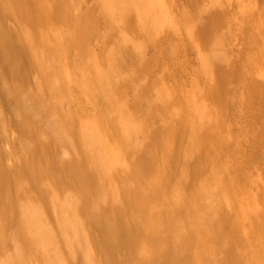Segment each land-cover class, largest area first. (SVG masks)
I'll return each instance as SVG.
<instances>
[{
  "label": "bare ground",
  "instance_id": "obj_1",
  "mask_svg": "<svg viewBox=\"0 0 264 264\" xmlns=\"http://www.w3.org/2000/svg\"><path fill=\"white\" fill-rule=\"evenodd\" d=\"M67 2L0 0V97L19 114L16 129L25 156L20 193L34 198L8 208L2 193L10 179L0 162V264H264L257 244L249 241L260 218L232 204L226 186L214 182L215 193L203 185L171 191L169 174L153 173L158 133L131 141L135 128L114 111L124 88L115 50L104 62L88 55L97 19L70 15ZM160 3L100 0V14L126 26L136 17L149 29ZM209 26H201L199 35ZM72 53L84 59L78 68L70 65ZM74 86L93 107L89 123L79 129L65 109ZM216 89H210L214 97ZM170 124L180 135L177 119ZM138 127L146 131L148 125L142 119ZM195 130L188 143L195 156L183 164V180L203 149L205 128ZM54 146L68 156L55 157ZM141 179L147 188L139 186Z\"/></svg>",
  "mask_w": 264,
  "mask_h": 264
},
{
  "label": "rangeland",
  "instance_id": "obj_2",
  "mask_svg": "<svg viewBox=\"0 0 264 264\" xmlns=\"http://www.w3.org/2000/svg\"><path fill=\"white\" fill-rule=\"evenodd\" d=\"M67 1L70 15L97 19L95 35L86 45L88 55L104 62L115 50L124 88L115 97L114 111L126 115L135 128L131 141L140 143L150 132L158 133L153 173H168L171 191L192 192L203 185L215 193L214 182L226 186L232 204L247 206L259 216L260 225L249 241L264 256V0H160L147 22L149 29L136 17L130 26L102 19L100 0ZM208 22L207 34L200 36V27ZM57 27L66 29L63 23ZM83 62L71 54V66L78 68ZM212 86L217 88L215 97ZM67 101L65 109L74 114L76 129L89 123L93 107L80 87L74 86ZM172 118L182 127L180 135L171 129ZM142 119L146 131L138 127ZM18 120V112L0 97V162L10 179L2 197L9 198V209L34 202L20 193L25 156ZM192 123L205 128L203 149L197 166L183 180V164L195 153L189 140L197 125ZM51 153L59 159L68 156L60 146ZM140 181L139 186L147 188V180ZM65 195L62 191L59 196ZM3 222L0 218V226ZM242 251L243 245L237 246L236 252Z\"/></svg>",
  "mask_w": 264,
  "mask_h": 264
}]
</instances>
